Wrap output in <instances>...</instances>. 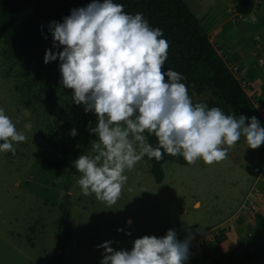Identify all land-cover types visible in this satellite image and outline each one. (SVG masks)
Here are the masks:
<instances>
[{
	"label": "rangeland",
	"instance_id": "374dc122",
	"mask_svg": "<svg viewBox=\"0 0 264 264\" xmlns=\"http://www.w3.org/2000/svg\"><path fill=\"white\" fill-rule=\"evenodd\" d=\"M184 1L207 28L210 9L224 11L230 0H216V8L215 0ZM13 62L0 54V107L26 139L14 142V154L0 152V264H100L104 250L98 245L105 241H112L114 250H130L136 238L162 237L169 229L181 240L236 215L262 175L264 155L258 147H248L242 136L231 147L222 145L228 147L226 158L212 164L202 159L188 165L165 161L160 184L149 174L150 158L143 157L126 170L127 181L111 205L94 193L83 195L77 183L81 173L66 191L68 168L56 170L42 162L69 157L68 149L74 152L75 146L64 138L73 136L72 128L79 134L87 119L88 129L95 127L96 115L73 103L72 89L61 85L58 69H29ZM96 139L89 131L85 155L95 154ZM67 193L66 233L61 208ZM242 208L248 211L246 203Z\"/></svg>",
	"mask_w": 264,
	"mask_h": 264
},
{
	"label": "clouds",
	"instance_id": "9594fccd",
	"mask_svg": "<svg viewBox=\"0 0 264 264\" xmlns=\"http://www.w3.org/2000/svg\"><path fill=\"white\" fill-rule=\"evenodd\" d=\"M123 7L115 0H90L61 21H50L53 48L62 50L46 49L43 56L45 64L59 60L60 83L72 89L73 103L96 115L89 128L97 137L95 154L80 155L74 165L83 195L94 193L109 205L120 197L126 170L145 156L160 160L166 152L189 164L197 159L212 164L225 159L242 136L250 148L264 144V126L255 116L235 118L219 107L193 104L182 74L161 70L168 55L162 31ZM146 131L157 138L156 147L147 142ZM25 139L0 107V152L14 154V142ZM193 238L189 233L178 240L169 229L162 237L136 238L130 250H114L112 241H105L98 245L104 250L100 264H184Z\"/></svg>",
	"mask_w": 264,
	"mask_h": 264
},
{
	"label": "trees",
	"instance_id": "16d2710c",
	"mask_svg": "<svg viewBox=\"0 0 264 264\" xmlns=\"http://www.w3.org/2000/svg\"><path fill=\"white\" fill-rule=\"evenodd\" d=\"M257 0H230L234 11L239 16H248ZM90 0H0V54L13 59L15 64H23L29 69L48 66L59 70V60L54 65L45 64L43 56L46 49L62 50V46L53 48V41L48 24L61 21L70 9L83 7ZM122 4L127 13H141L153 28H159L168 42L167 59L162 71L171 68L182 74L188 94L195 99L205 100L208 107H219L226 115L255 116L264 126V121L246 95L239 81L233 76L222 57L213 48L206 31L190 11L184 0H115ZM57 70V71H58ZM193 102V100H192ZM194 103V102H193ZM89 120H85L76 136H67L74 152L68 149L66 154L53 161H43V165L56 170L67 169L66 191H69L72 179L78 175L74 161L85 154L86 139L89 136ZM247 122V120H246ZM147 142L153 147L158 144L154 134L144 133ZM63 138V137H62ZM264 155V144L258 146ZM163 152V149H162ZM175 161L188 165L180 155L171 156L166 152L163 158H150L149 174L156 184L164 178L162 169L165 161ZM68 194V193H67ZM63 212V206L61 208ZM64 214V213H63ZM257 230L264 236V217L254 216ZM237 264H264V241L255 252L242 251V259Z\"/></svg>",
	"mask_w": 264,
	"mask_h": 264
},
{
	"label": "crops",
	"instance_id": "0c3cea01",
	"mask_svg": "<svg viewBox=\"0 0 264 264\" xmlns=\"http://www.w3.org/2000/svg\"><path fill=\"white\" fill-rule=\"evenodd\" d=\"M217 3L215 0L212 6L216 8ZM208 17H205L208 26L203 28L209 41L264 121V0H257L248 16L237 15L229 1L224 11H213L212 7ZM256 34L259 40L255 39ZM247 202H253L256 209L244 211L242 207ZM262 206L264 165L262 175L248 190L236 215L208 230L194 231L189 247L196 245L184 264H237L242 259V251L255 252L264 241L254 219L256 214L264 217Z\"/></svg>",
	"mask_w": 264,
	"mask_h": 264
},
{
	"label": "water",
	"instance_id": "95a60500",
	"mask_svg": "<svg viewBox=\"0 0 264 264\" xmlns=\"http://www.w3.org/2000/svg\"><path fill=\"white\" fill-rule=\"evenodd\" d=\"M63 213H64V223H65V231L68 232V227L70 223V212H69V194L65 195V202L63 205Z\"/></svg>",
	"mask_w": 264,
	"mask_h": 264
},
{
	"label": "built area",
	"instance_id": "2783aa9c",
	"mask_svg": "<svg viewBox=\"0 0 264 264\" xmlns=\"http://www.w3.org/2000/svg\"><path fill=\"white\" fill-rule=\"evenodd\" d=\"M247 207H248V210H254L256 209L255 205H253V202H247ZM260 208H257V210H259ZM264 210V206H262L261 208V213L262 211ZM198 244V243H197ZM196 244H191L190 247H189V255L192 254L193 250H194V247H195Z\"/></svg>",
	"mask_w": 264,
	"mask_h": 264
}]
</instances>
